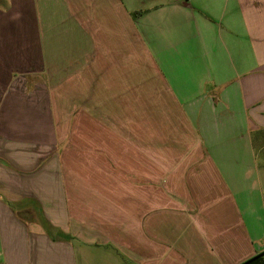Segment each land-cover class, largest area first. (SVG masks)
<instances>
[{
	"label": "crops",
	"instance_id": "1",
	"mask_svg": "<svg viewBox=\"0 0 264 264\" xmlns=\"http://www.w3.org/2000/svg\"><path fill=\"white\" fill-rule=\"evenodd\" d=\"M247 263L264 0H0V264Z\"/></svg>",
	"mask_w": 264,
	"mask_h": 264
},
{
	"label": "trees",
	"instance_id": "2",
	"mask_svg": "<svg viewBox=\"0 0 264 264\" xmlns=\"http://www.w3.org/2000/svg\"><path fill=\"white\" fill-rule=\"evenodd\" d=\"M249 262H250V261H248V263H249ZM248 263H247V264H248Z\"/></svg>",
	"mask_w": 264,
	"mask_h": 264
}]
</instances>
